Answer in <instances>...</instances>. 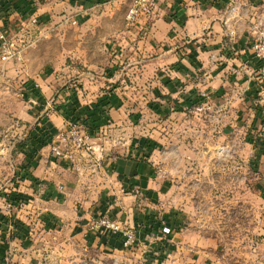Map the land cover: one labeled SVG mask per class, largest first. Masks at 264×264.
<instances>
[{"label":"crops","instance_id":"crops-1","mask_svg":"<svg viewBox=\"0 0 264 264\" xmlns=\"http://www.w3.org/2000/svg\"><path fill=\"white\" fill-rule=\"evenodd\" d=\"M229 2L156 0L151 15L128 23L124 16L132 0H2L0 24L22 52L20 91L33 108L20 119L31 122L44 110L32 132L36 147L21 149L25 160L17 170L28 175L21 181L34 208L25 212L28 216L0 211V264H122L123 254L127 263L137 264L140 254L123 250L119 236L90 229L91 220L100 216L136 229L141 243L168 252L162 256L173 264H217L215 254L231 235L255 241L264 217V64L252 54L246 17L250 22L264 16V0H238L237 17L231 20L235 39L225 24ZM35 17L39 30L42 25L76 29L75 51L64 38L37 40L29 51L24 48ZM66 52L81 69L75 72L63 63ZM70 77L79 84L64 85L62 78ZM203 92L215 106L226 103L223 118L199 117L192 110ZM64 110L73 115L89 110V147L75 151L74 160L51 151L55 134L68 124ZM215 122L221 123L220 139L245 141L238 157L249 159L236 166L249 174L247 180L225 182L223 187L237 195H224L220 203L212 193L214 170L207 163L200 171L204 177L199 175L190 143L191 131L202 125L213 140ZM123 126L140 135L120 146L117 135ZM154 167L165 170L158 176L163 180H155ZM247 191L257 196L250 198ZM229 204L241 206L242 220H248L242 213L250 210L248 225L228 211ZM156 224L170 226L172 233L157 232ZM236 227L244 231L239 234ZM112 255L121 257L114 263Z\"/></svg>","mask_w":264,"mask_h":264},{"label":"rangeland","instance_id":"rangeland-1","mask_svg":"<svg viewBox=\"0 0 264 264\" xmlns=\"http://www.w3.org/2000/svg\"><path fill=\"white\" fill-rule=\"evenodd\" d=\"M258 15H255L252 21L256 20L257 18L263 17L260 16L262 14H258ZM95 18L97 17H93V16L91 17V19H95ZM246 21H248V23L252 22V21L249 22L248 17H246ZM38 27L39 25L36 26L33 24L31 26V33L27 38L28 40H26L24 43V48H26L28 51L30 48H32V46L36 43L37 40L38 41L45 39L48 40L52 38H64L65 40L64 42L68 47H70V49H72V53L73 51H75L76 43H77L76 29L68 28L65 31L66 34L64 35L65 33L64 30H56V29L52 30L49 28H45L44 25H42L40 27L41 29L39 30ZM72 53L66 52L62 60L63 63H65V65L69 66L70 69L76 72L78 69H81L80 68L81 66L79 65L80 63L77 61L78 59L72 56ZM18 61L19 60H17V62L9 61L7 63L0 64V211L2 210L7 212V215L9 217L10 215H14V214L16 215L18 213L24 216L26 214L25 212H27L28 214L29 210H33L34 208L33 205L34 202L33 203L30 202L32 196L28 193L27 190H25L26 185L23 184L21 181L25 178L27 179L28 175L25 174L22 175V173L21 172L18 173L17 170L18 168H20V166H22V164H24L23 161L25 160L24 159L25 156L22 154L23 151H21V149H30L32 147H36V145L32 142V136H33L32 132H34L33 129L35 126L34 123L36 117L39 116L41 112L44 110V108L43 109L41 108V111L38 112L37 116H33V118H30L31 122H24L22 121V119H20L21 113L23 114L26 110L32 112L33 108L31 106V102L25 100L21 95L20 89H21L22 79L17 75L19 74L18 71L20 68V66H18ZM53 62L55 64L57 63V61L55 60H53ZM61 63L62 61H59L57 65ZM65 65L63 67H65ZM62 80L64 81L63 84L66 86L71 82H75V84L77 85L79 84L76 81L77 78L75 77H70L69 79L62 78ZM55 99L56 100L60 99L62 101V97L56 96ZM50 110L51 107L46 112H44L41 118L39 119H42V117L47 116L46 113H48V111L50 112ZM88 111L89 110L78 111L76 117L82 114L81 112H84L83 113L84 116H88L87 113ZM64 112L66 113V115L70 117L73 116V113L70 114L66 110H64ZM197 115L199 117L201 116L204 117L205 113H197ZM150 118L152 119V116H150ZM71 121H73V119L67 118V123ZM176 123H178V120L176 121ZM214 124L215 125L213 126H215V128H214L213 140L207 138V135L205 133L206 126L202 125V127L199 126L197 128L198 130L196 129V131H198L197 133L196 131H191L192 132L191 135L193 136L191 139H194V141L192 140V142L190 143H192L194 152L197 153L196 155L197 157L194 159V161L196 162V165L197 164L199 165L198 168L199 175L202 176V178L204 177V175H202L203 173L201 174L200 171L204 172L207 163L209 164L208 166L213 168L214 170L213 182H214V186H216L217 188H215V190H213L212 193L214 194L213 195L214 197L217 198L218 196L220 197V199L215 200L216 203H220L222 201L221 197L222 199H224L225 197L224 195L226 196H228L229 194L237 195L236 191L232 190L229 192V190H226L223 187L225 182H235L240 184L241 181L247 180L248 173L244 174L243 172L246 171H244L243 169H236V166L241 167L245 164H249L248 161L249 159L245 157H238L239 151H243L244 147H247L245 146V141L242 138L240 141L239 139H235V138L220 139L219 137L221 136L220 134H218L219 133L218 125H220L221 127V123L215 122ZM67 126L68 124L64 126L62 130L67 129ZM124 127L125 126L120 128V131L118 132L117 135L118 143H119L118 145L120 146H123V144H125L127 141L132 140L135 135H140V133H138L135 128L130 127L129 129H125L126 127L125 128ZM172 127L176 128L175 125ZM175 132H179V129L176 128ZM180 133H182V131ZM183 134H185V131ZM177 138L178 137H174V139L170 140L169 143L173 144V141H176ZM261 138H263V136H261ZM54 143L59 144L60 141L58 139H56V141L52 140V145ZM59 145H61V149L64 148L63 149L64 151L71 153L73 156L71 159L74 160L76 153L74 149L71 146L64 147L63 144H59ZM252 150H254V148H250V150H247V154H249L250 151ZM202 153L204 154L203 157H202ZM251 154H254V151ZM260 164L264 169V161H262ZM154 168L155 170H157V167ZM229 168L230 170L226 172ZM156 177L159 178L158 175H156ZM185 179H186L185 182H189V175L187 173ZM261 179L263 180L264 183V170L263 172H261ZM155 180H163V176ZM237 185L238 184H236V186ZM262 191L263 192L261 194V197L264 196V189ZM247 192L248 194H246V196H249L250 198L255 197V195L257 196V194L255 193L252 194L251 192L249 193V191ZM18 197H21L23 204L24 205L26 204L25 206L23 204H19V202L17 201ZM226 206L229 212L237 213L236 215L240 216L239 221L241 222L242 225L244 223L248 225V223L250 222L248 221L250 216L247 214L250 213V210H247L242 213L245 215L244 219H248L246 221V220H242L241 213H238L241 207L239 204H229ZM13 207H14V211H13ZM260 207L264 216V203H262ZM20 209H22V211H19ZM247 209H250V206L247 207ZM220 215L221 214H219V218L221 220ZM151 224L152 225L154 224V219H151ZM10 225H12V223H10L9 226ZM157 226H158L157 227L158 230H156L157 232L160 231V228H162V231L164 227L171 228L170 226H165V225L162 226L161 224L160 225L158 224ZM10 228L13 227L11 226ZM234 229L238 231L239 234H241V232L244 231L243 228L240 229L236 227ZM227 230H229V228ZM259 230H260L259 231L260 235H257L256 233L257 238L255 239V241L253 239L250 240V242L244 241L243 236H237V237L234 236L235 238H233L231 232L227 231L230 233L231 236L224 237L228 245L225 248L223 247V249L221 250L219 249L217 256L215 254V258L216 260H218L217 264H264V217L261 223V229ZM171 233H172V228H171ZM146 244L147 243H140L137 249L131 252V253L138 252L140 254L139 261L137 264H153L154 258L156 259V262L158 261V263L160 262V264H168L169 260H170L169 264H173V259L167 257L165 260L164 256H162V254L167 256L168 252L163 251L161 254L159 251L158 253L157 249H154L151 246L148 247L147 245L149 244L147 245ZM113 256L114 255L110 256V260L113 259L114 263L117 262L119 257H121L119 255L115 260L116 257ZM127 257H128L127 255L123 254L122 260L124 261L122 262V264H130L127 263L126 260ZM108 263L109 262H107V264Z\"/></svg>","mask_w":264,"mask_h":264},{"label":"built area","instance_id":"built-area-1","mask_svg":"<svg viewBox=\"0 0 264 264\" xmlns=\"http://www.w3.org/2000/svg\"><path fill=\"white\" fill-rule=\"evenodd\" d=\"M2 0H0L1 5ZM156 0H132L129 6L125 19L128 23L136 22L143 15H151L153 13ZM240 8L238 0H230L229 6L226 10L225 24L227 27V35L235 39L237 37V29L232 26L231 20L237 17ZM76 24L77 21L72 22ZM31 24L39 25L38 19L32 18ZM251 41V51L254 58L264 64V16L257 18L249 24L247 30ZM21 50L17 49L11 42L7 31L0 24V61L9 62L21 58ZM196 113L209 114L214 118H223L228 110L226 103L215 106L208 93L200 94L199 101L192 108ZM216 115V116H214ZM59 144L64 147L71 146L74 151L84 150L89 147L90 132L87 123L84 119L68 122L67 129L60 130L56 133ZM53 144L51 149L54 156L57 158L71 159V153L64 151L61 145ZM165 173L162 167L157 169V175L161 176ZM90 229L94 232L109 231L112 234L119 236L122 239L123 250L132 252L140 245V240L136 229L122 225L110 216H100L94 218L90 222ZM164 234H170L171 228L164 227ZM117 257L115 258V260ZM118 261V260H117Z\"/></svg>","mask_w":264,"mask_h":264},{"label":"trees","instance_id":"trees-1","mask_svg":"<svg viewBox=\"0 0 264 264\" xmlns=\"http://www.w3.org/2000/svg\"><path fill=\"white\" fill-rule=\"evenodd\" d=\"M68 118H71V119H73V121H76V120H79V119H84L85 120V122L87 123V125H88V128L90 127L89 126V122H88V116H84V114H80L79 116H77L76 117V115H73L72 117H68ZM17 201L19 202V204H21L23 201H22V199H21V197H18L17 198Z\"/></svg>","mask_w":264,"mask_h":264}]
</instances>
